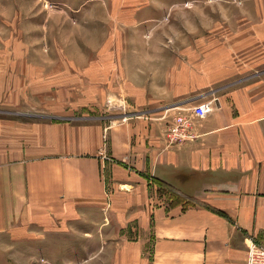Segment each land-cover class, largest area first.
Listing matches in <instances>:
<instances>
[{"label": "crops", "instance_id": "0c3cea01", "mask_svg": "<svg viewBox=\"0 0 264 264\" xmlns=\"http://www.w3.org/2000/svg\"><path fill=\"white\" fill-rule=\"evenodd\" d=\"M192 5L190 39L176 28L173 49L111 53V85L143 113L0 119V251L13 250L14 264H248L250 245L264 244V0ZM139 35L108 32L127 43ZM210 100L196 137L168 146L167 110ZM153 178L201 202H169Z\"/></svg>", "mask_w": 264, "mask_h": 264}, {"label": "rangeland", "instance_id": "374dc122", "mask_svg": "<svg viewBox=\"0 0 264 264\" xmlns=\"http://www.w3.org/2000/svg\"><path fill=\"white\" fill-rule=\"evenodd\" d=\"M133 1L142 2L136 10L109 8L110 3ZM180 1L0 0V119L31 124L52 120L80 122L86 116L103 115L108 122H115L143 113L147 106H132L129 102L133 97L118 90L117 84L111 85L118 60L111 53L128 48L173 49L176 28L186 36L184 39H190L192 30L198 28L200 13L193 9L192 3L207 0H182L179 6ZM131 15L138 25L119 23L121 18L128 19ZM152 25L155 26L149 29ZM157 25L164 29L159 31ZM99 30L107 33L106 40H95ZM112 31L140 32V35L138 40L127 43L109 39L108 32ZM157 34L161 36L153 42ZM194 106L169 108L172 116L165 135L174 131L176 116L186 114L190 125L185 121L183 127L195 138L196 127L204 118L194 115L191 118ZM175 140L177 143L170 146L186 143L182 134H177ZM152 182L169 202L180 193L177 187L156 178ZM179 197L177 200L183 205L201 202ZM0 253L5 257L0 258V264H14L13 250ZM38 264L48 262L40 258Z\"/></svg>", "mask_w": 264, "mask_h": 264}, {"label": "built area", "instance_id": "2783aa9c", "mask_svg": "<svg viewBox=\"0 0 264 264\" xmlns=\"http://www.w3.org/2000/svg\"><path fill=\"white\" fill-rule=\"evenodd\" d=\"M213 102H214L213 100H210L195 105L192 109L191 118L194 119L193 115L198 118L207 117L209 113H211L213 110ZM185 121L187 122L186 125H190L186 114H180L176 116V118L174 119V122L176 123L175 127H173L174 131L172 132L171 130V133L166 134V138L168 140L169 146L177 143V141L175 140V136L177 134L183 135L184 138L183 142H187L188 140L192 139V137L190 136L191 133H187V131L183 127ZM248 264H264V245L257 242H253L250 245L248 249Z\"/></svg>", "mask_w": 264, "mask_h": 264}, {"label": "trees", "instance_id": "16d2710c", "mask_svg": "<svg viewBox=\"0 0 264 264\" xmlns=\"http://www.w3.org/2000/svg\"><path fill=\"white\" fill-rule=\"evenodd\" d=\"M165 183V182H164ZM167 184H169V183H167ZM163 185H165V184H163ZM169 185H171V184H169ZM173 188V187H172ZM177 193V192H176ZM179 195H181L182 197H184V199L186 198V199H189V200H193L194 198H191V197H187L186 195H184V194H182L181 192L179 193V194H176V199H172L173 200V203L174 204H176V203H180L177 199H179L180 197H179ZM184 195V196H183ZM195 200V199H194Z\"/></svg>", "mask_w": 264, "mask_h": 264}]
</instances>
